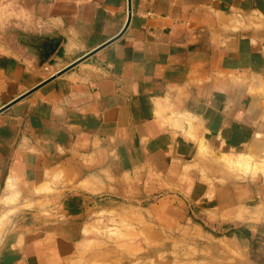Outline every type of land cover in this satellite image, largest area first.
Segmentation results:
<instances>
[{"label":"crops","instance_id":"1","mask_svg":"<svg viewBox=\"0 0 264 264\" xmlns=\"http://www.w3.org/2000/svg\"><path fill=\"white\" fill-rule=\"evenodd\" d=\"M127 18L0 0V264H264V0Z\"/></svg>","mask_w":264,"mask_h":264},{"label":"water","instance_id":"2","mask_svg":"<svg viewBox=\"0 0 264 264\" xmlns=\"http://www.w3.org/2000/svg\"><path fill=\"white\" fill-rule=\"evenodd\" d=\"M130 19H131V0H128V18H127V21H126L124 27L122 28L120 34L123 33V32L126 30V28L128 27V25H129V23H130ZM120 34H118V35H120ZM116 37H118V36H116ZM113 39H115V38H113ZM113 39H112L111 41H113ZM55 47H56V46H51V48H48V49L46 50V52L43 54L42 60H45V59H46V58H47V57H48V56L54 51ZM91 53H92V52H91ZM85 57H86V56H85ZM85 57H83V58H85ZM83 58H81V59H83ZM81 59H80V60H81ZM80 60H77L76 62H74V63L71 64L70 66L64 68V69H63L61 72H59V73H62L63 71H65L66 69H68L69 67H71L72 65H74L75 63H77V62L80 61ZM2 109H4V108H2ZM2 109H0V111H1Z\"/></svg>","mask_w":264,"mask_h":264},{"label":"rangeland","instance_id":"3","mask_svg":"<svg viewBox=\"0 0 264 264\" xmlns=\"http://www.w3.org/2000/svg\"><path fill=\"white\" fill-rule=\"evenodd\" d=\"M240 171L242 173V175L245 174H256L258 169H257V165L251 166L250 164H240L239 165ZM262 245V243H256L255 244V249L257 250L259 248V246Z\"/></svg>","mask_w":264,"mask_h":264}]
</instances>
